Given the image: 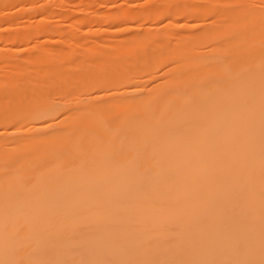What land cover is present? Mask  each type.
Here are the masks:
<instances>
[{"label": "bare ground", "instance_id": "bare-ground-1", "mask_svg": "<svg viewBox=\"0 0 264 264\" xmlns=\"http://www.w3.org/2000/svg\"><path fill=\"white\" fill-rule=\"evenodd\" d=\"M0 264H264V0H0Z\"/></svg>", "mask_w": 264, "mask_h": 264}]
</instances>
